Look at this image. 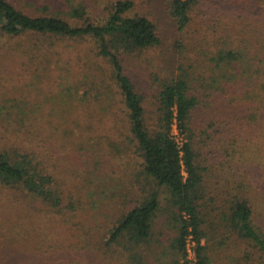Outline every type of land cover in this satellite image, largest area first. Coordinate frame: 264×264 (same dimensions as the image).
Wrapping results in <instances>:
<instances>
[{
	"label": "trees",
	"instance_id": "trees-1",
	"mask_svg": "<svg viewBox=\"0 0 264 264\" xmlns=\"http://www.w3.org/2000/svg\"><path fill=\"white\" fill-rule=\"evenodd\" d=\"M24 2L35 13L0 0V36L91 37L96 54L109 65L143 171L168 189L172 207L174 233L167 237L156 235L159 200L153 190L124 208L95 241L90 230L85 238L76 234L65 255L56 248L59 256L50 259L62 264H210L203 238L213 213L256 247L264 264V231L252 219L255 198L264 197V0H160L159 17L136 10L129 14L134 0H113L101 23L78 22L86 10L83 2L64 0L59 7L55 0ZM166 29L175 34L176 58L164 74H153L154 109L147 110L146 94L136 89L122 54L161 43ZM61 99L70 104L60 112L71 115L76 93L68 87ZM37 110L23 100L3 99L2 126L23 131L30 142L35 129L29 124ZM0 181L19 183L52 213L77 209L62 203L29 143L0 148ZM188 242L194 259L188 256Z\"/></svg>",
	"mask_w": 264,
	"mask_h": 264
},
{
	"label": "rangeland",
	"instance_id": "rangeland-1",
	"mask_svg": "<svg viewBox=\"0 0 264 264\" xmlns=\"http://www.w3.org/2000/svg\"><path fill=\"white\" fill-rule=\"evenodd\" d=\"M11 1L35 13L24 0ZM55 1L59 7L64 0ZM74 1L83 2L86 8L79 23H101L113 0ZM134 1L129 14L136 10L160 16V0ZM161 36L157 45L122 54L136 89L146 94L147 110L154 109L153 74H164L176 58L175 34L166 29ZM108 72L109 65L96 54L95 41L89 36L55 38L23 32L0 36V101L14 98L38 109L29 124L35 129L30 142L23 131L5 130L0 120V148L20 142L32 145L62 203H74L77 208L74 214L68 210L63 215L52 213L41 197L31 195L19 183L0 181V264H62L53 259L65 255L63 251L78 239L76 234L85 238L90 230L95 241L124 208L139 203L153 190L159 200L156 235L174 233L169 191L143 171L140 150ZM68 87L76 93L71 115L60 112L70 104L61 99ZM254 203L253 223L264 231V197H256ZM204 231L210 264H263L260 251L230 232L220 216L209 214ZM56 248L59 255L53 253Z\"/></svg>",
	"mask_w": 264,
	"mask_h": 264
},
{
	"label": "built area",
	"instance_id": "built-area-1",
	"mask_svg": "<svg viewBox=\"0 0 264 264\" xmlns=\"http://www.w3.org/2000/svg\"><path fill=\"white\" fill-rule=\"evenodd\" d=\"M187 251H188V256L191 259H194V251L192 249V242H188V244H187Z\"/></svg>",
	"mask_w": 264,
	"mask_h": 264
}]
</instances>
